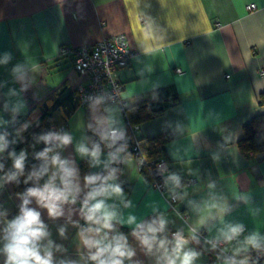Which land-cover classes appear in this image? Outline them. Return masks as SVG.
<instances>
[{
  "label": "crops",
  "instance_id": "1",
  "mask_svg": "<svg viewBox=\"0 0 264 264\" xmlns=\"http://www.w3.org/2000/svg\"><path fill=\"white\" fill-rule=\"evenodd\" d=\"M249 3L256 8L248 10ZM117 33L124 34L128 46L135 50L130 64L117 73L123 92L132 91L139 98L135 105L177 101L159 116L140 122L137 137L166 131V121L180 122L188 131L165 144L170 170L182 172L185 181L192 179L188 190L193 198L204 193L209 176L216 180L234 204L227 219L243 222L249 231L264 233V151L243 153L238 146L244 125L253 116L264 114V103L258 102L259 94L264 93V74L260 73L264 70V0H0V54L13 55L8 68L0 67V80L10 81L8 69L26 60L38 72L33 87L24 94L27 110L19 120L32 119L38 101L62 83L69 90L87 83V77L74 70L72 56L60 52L62 45L90 46L103 36ZM141 81L148 83L142 85ZM151 82L163 84L157 100L151 97ZM86 111L87 106L78 105L67 119L66 129L77 138V119H85ZM122 119L125 124L124 113ZM221 128L238 133V138L231 149L233 155L224 154L214 161L211 154L221 140ZM199 132V146L185 157L187 162L174 160L170 155L173 141L186 149L192 143L189 135ZM16 147L19 151L27 145ZM28 150L31 158L32 149ZM69 154L75 155L71 146L64 153ZM79 160L77 157V163ZM189 169L197 174L187 175ZM121 180L138 216L148 214L147 205L153 201L167 208L164 197L136 167L134 157L129 158ZM236 190L247 193L250 203L232 201ZM16 193L13 184L0 191V205L8 209L9 218L18 212ZM178 206L182 213L188 211L185 205ZM41 211L52 238L65 245L67 255L78 258L81 248L76 229L69 227L68 239L61 240L56 227L63 220L50 221L46 211ZM181 226L176 219L170 227L175 231ZM121 230L130 231L128 227ZM138 257L151 264L139 250ZM198 264H215L214 254L205 253Z\"/></svg>",
  "mask_w": 264,
  "mask_h": 264
},
{
  "label": "clouds",
  "instance_id": "2",
  "mask_svg": "<svg viewBox=\"0 0 264 264\" xmlns=\"http://www.w3.org/2000/svg\"><path fill=\"white\" fill-rule=\"evenodd\" d=\"M12 61L11 52L0 54V67L8 68ZM8 71L11 80H0V191L9 184L30 186L15 194L20 203L11 218L8 209L0 205V264H145L138 250L151 264H198L205 253L214 254L215 264H261L264 233L249 231L243 222L227 219L234 204L210 176L204 193L193 198L188 190L191 182L161 161L155 175L162 178L157 187L164 190L161 195L167 208L153 201L147 205L148 214H136V204L121 180L133 157L122 119L125 110L135 111L139 98L132 91L122 93L114 88L84 95L81 102L87 105L88 115L77 119L78 138L61 127L32 132L29 142L24 133L39 127V121L21 122L19 117L27 110L24 94L33 87L38 72L29 60L12 64ZM147 83L141 81L142 85ZM162 86L161 82H151L153 100L159 98ZM164 129L173 136L188 131L180 122L169 121ZM220 132L221 140L211 154L214 161L224 154L233 155L231 149L238 138V133L227 128ZM189 139L191 145L183 150L173 141L170 155L178 163H186L192 148H198L200 132ZM20 144L27 147L17 151ZM38 145H43L39 151ZM70 146L75 155H64ZM29 148L36 163L27 168ZM141 156L135 158L138 169L147 162ZM77 157L98 171L82 176ZM7 161H11L10 167H6ZM196 174L191 169L187 172L189 176ZM231 199L237 204L250 203V196L237 190ZM180 204L188 211L182 213ZM41 210L50 221L63 220L56 227L61 240L68 239L69 227L76 229L81 248L78 258L67 255L65 245L52 238ZM173 216L183 225L175 231L170 227L176 224ZM123 227L130 231L125 233Z\"/></svg>",
  "mask_w": 264,
  "mask_h": 264
},
{
  "label": "trees",
  "instance_id": "3",
  "mask_svg": "<svg viewBox=\"0 0 264 264\" xmlns=\"http://www.w3.org/2000/svg\"><path fill=\"white\" fill-rule=\"evenodd\" d=\"M176 102L175 98L171 101L165 102L142 101L134 106L135 111H132V114L127 110H125L124 114L131 124H138L139 126L140 122L159 116L165 108L174 105ZM258 102L260 104L264 103V93L259 94ZM78 105L80 104L76 89L69 90L68 85L62 83L57 89L50 91L38 101L35 108L36 111L31 115V118L38 120L40 126L30 128L25 137H27L30 142L32 132H40L44 130V128L49 129L51 124H54L57 127L66 124L67 119L72 115ZM87 115L88 111L85 113V119L87 118ZM11 130L12 129L10 128L9 131ZM172 137L173 135H171L169 131H164L151 137H138L137 139L140 144L142 155L145 159L147 158V160L150 161L159 159L166 160L165 144L170 141ZM26 145L27 144H20L18 147H24ZM238 146L243 153L264 151V114L253 116V118L244 125L243 136L238 140ZM42 148L43 145H40L37 151ZM129 151L133 156L131 147H129ZM33 163H36V161H34L31 156L27 161V168H30ZM78 165L82 176L90 171L85 161L79 160ZM6 167H9L8 161L6 162ZM140 171L149 177L145 167H142ZM27 186L23 183L20 185L13 184L14 191L16 192H22Z\"/></svg>",
  "mask_w": 264,
  "mask_h": 264
},
{
  "label": "built area",
  "instance_id": "4",
  "mask_svg": "<svg viewBox=\"0 0 264 264\" xmlns=\"http://www.w3.org/2000/svg\"><path fill=\"white\" fill-rule=\"evenodd\" d=\"M246 8L252 10L256 8V5L254 3H249L246 5ZM141 18L142 17H140V19ZM60 52L70 54L73 58L74 70L87 77V83L79 84L76 88L79 104L82 106H87L81 102V98L84 95L94 94L101 90L113 91L114 88L123 92V83L117 79V73L120 69L125 68L130 64V61L135 54V50L128 46L126 37L122 33L103 36L90 46L86 44L79 47L62 45L60 47ZM260 73L264 74V70H261ZM125 126L130 137L129 147L132 149L133 157L138 158L142 155L140 144L137 139L138 137L136 135L139 126L138 124H131L127 118ZM61 127L66 129L67 123L58 127L54 124H51L50 126V128ZM44 130L47 129L44 128ZM141 159H145V157L142 155ZM161 161L166 160H147L143 166L147 170L149 176V185L156 189L160 194L164 190L162 188L158 190L157 186L162 184V178L155 175V169L156 165ZM141 168L139 169L141 170ZM186 181L192 182V179L188 178ZM261 264H264V260L261 261Z\"/></svg>",
  "mask_w": 264,
  "mask_h": 264
}]
</instances>
